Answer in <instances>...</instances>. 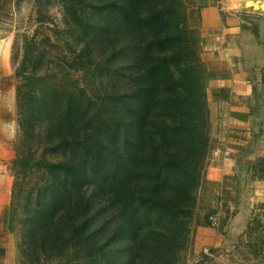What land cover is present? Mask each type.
<instances>
[{"label":"trees","instance_id":"trees-1","mask_svg":"<svg viewBox=\"0 0 264 264\" xmlns=\"http://www.w3.org/2000/svg\"><path fill=\"white\" fill-rule=\"evenodd\" d=\"M62 3L77 28L74 33L88 35L76 0ZM115 8L123 30L138 40L140 54L132 91L117 95L119 110L97 116L84 91L78 96L61 86L51 87L44 101L38 94L41 77L26 66L33 64L30 44L16 72L20 137L14 164L18 174L33 165L42 171L26 224L37 243L57 246L52 264H176L196 223L210 149L207 76L198 32L190 26L185 0H118ZM94 64L84 48L70 67L85 70ZM44 124L39 137L37 128ZM42 138L61 152L58 160L41 153L37 160ZM13 190L20 195V184ZM94 197L115 211L110 238L128 243L127 259H114L116 251L90 231ZM62 215L69 218L70 233L58 231L53 238L52 228Z\"/></svg>","mask_w":264,"mask_h":264},{"label":"crops","instance_id":"crops-1","mask_svg":"<svg viewBox=\"0 0 264 264\" xmlns=\"http://www.w3.org/2000/svg\"><path fill=\"white\" fill-rule=\"evenodd\" d=\"M197 1L191 27L209 74L210 149L192 250L203 252L201 264H264V0ZM7 21L0 14V264H10L15 251L4 223L15 156L4 140L18 129L14 35L4 30Z\"/></svg>","mask_w":264,"mask_h":264},{"label":"rangeland","instance_id":"rangeland-1","mask_svg":"<svg viewBox=\"0 0 264 264\" xmlns=\"http://www.w3.org/2000/svg\"><path fill=\"white\" fill-rule=\"evenodd\" d=\"M116 1L118 0H84L81 3L80 0H76L79 15L89 27L88 35L78 37V34L74 33L77 28L68 18L62 0H5L0 14L9 22L4 30L14 35L12 52L13 63L16 66L15 73L22 65L26 44H30L33 64L27 63L26 66L29 65V69L33 67L34 74L41 77L39 84L41 89L38 94L44 101L47 96H51L53 92L51 87L61 86L64 92H73L78 96H82L84 91L87 97L92 98L97 116H105L119 110L121 102L117 95L132 91V81L136 79L140 65L137 59L140 54L138 40L123 30L118 15L115 16ZM185 2L192 26L198 17V1L185 0ZM252 29L256 30V26ZM84 48L88 50L95 64L85 70L71 68L70 63L74 61L75 54L80 53ZM80 64L77 63L76 67H81L78 66ZM206 76L208 79L207 71ZM15 77L17 78L16 74ZM17 80L19 84L20 80L18 78ZM15 117H17V133L11 140L9 133L4 140L12 144L15 152L9 166L13 188L15 183H19L21 189L20 195L18 193L16 196L11 195L10 206L4 219L5 229L12 236L15 247L10 264H52L57 259L56 255L59 251L56 249L57 246L49 248L41 240L37 243L26 224V209L33 205L42 171L38 166L33 165L25 174H18V167L14 164L17 156L15 147L20 137L18 108ZM45 127L46 124L37 128L39 137L44 135ZM37 144L38 147L40 146L37 160L40 159L41 154H46L51 161L60 158L61 152L53 151V146L46 145L45 139H39ZM84 195L89 197L91 191H85ZM200 200L201 194L198 191L196 207L199 206L201 211ZM92 201L93 209L88 215L91 220L90 231L100 244H106L108 249L116 251L114 259H127L130 252L128 243H119L110 238V231L116 224L112 219L115 211L108 209L105 200L101 197H94ZM195 217L197 218L196 210L193 223ZM69 226V218L62 215L52 228L53 238L58 231L62 236H68ZM192 242L191 235L186 249L176 255V264H201L203 252L199 255L192 250Z\"/></svg>","mask_w":264,"mask_h":264},{"label":"built area","instance_id":"built-area-1","mask_svg":"<svg viewBox=\"0 0 264 264\" xmlns=\"http://www.w3.org/2000/svg\"><path fill=\"white\" fill-rule=\"evenodd\" d=\"M211 1L219 2L220 0H211ZM218 223H219V220L217 218H213L212 219V226L216 227V226H218ZM204 253L206 255H210L211 254L210 251H208V250L204 251Z\"/></svg>","mask_w":264,"mask_h":264},{"label":"water","instance_id":"water-1","mask_svg":"<svg viewBox=\"0 0 264 264\" xmlns=\"http://www.w3.org/2000/svg\"><path fill=\"white\" fill-rule=\"evenodd\" d=\"M262 8H263V6H262ZM264 9V8H263Z\"/></svg>","mask_w":264,"mask_h":264}]
</instances>
